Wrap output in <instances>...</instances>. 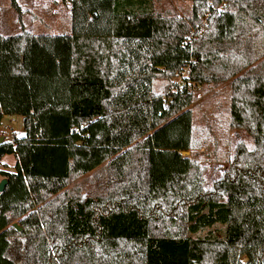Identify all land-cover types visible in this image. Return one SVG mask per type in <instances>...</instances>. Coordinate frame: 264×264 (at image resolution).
Returning a JSON list of instances; mask_svg holds the SVG:
<instances>
[{
    "label": "trees",
    "instance_id": "16d2710c",
    "mask_svg": "<svg viewBox=\"0 0 264 264\" xmlns=\"http://www.w3.org/2000/svg\"><path fill=\"white\" fill-rule=\"evenodd\" d=\"M60 1L68 34L0 40V123L25 131L0 142L16 159L0 264H264V0H190L184 18L165 0ZM227 81L229 127L253 147L205 188L188 86Z\"/></svg>",
    "mask_w": 264,
    "mask_h": 264
},
{
    "label": "rangeland",
    "instance_id": "374dc122",
    "mask_svg": "<svg viewBox=\"0 0 264 264\" xmlns=\"http://www.w3.org/2000/svg\"><path fill=\"white\" fill-rule=\"evenodd\" d=\"M17 1L23 10L22 23L17 22V12L10 6H6L9 0H0V34L18 33L22 27L35 34L55 32L68 34L70 32V10L60 0ZM191 5L190 0H165L155 2L154 8L161 12L170 11L176 17L184 18L189 13ZM204 24L205 21H202L199 25L201 30ZM13 28L17 30L13 31ZM198 28H192L189 34L193 31L196 33ZM199 35L197 34L196 38ZM172 83L180 84L177 74L172 79ZM164 84L161 80H154L152 90L161 93ZM192 91L194 99L190 108L193 112L195 139L199 143L195 158L198 160L199 166L204 169V186L210 188L213 181L227 169L235 144L242 142L248 149H251L253 141L244 130L229 127L228 81L218 85H196ZM24 133L22 116L5 115L1 120L0 138L2 141H11L13 137L24 136ZM182 155L188 156L190 153L182 152ZM15 163L14 155H4L0 160V170L13 172ZM86 176L79 178L78 181L86 183Z\"/></svg>",
    "mask_w": 264,
    "mask_h": 264
},
{
    "label": "built area",
    "instance_id": "2783aa9c",
    "mask_svg": "<svg viewBox=\"0 0 264 264\" xmlns=\"http://www.w3.org/2000/svg\"><path fill=\"white\" fill-rule=\"evenodd\" d=\"M200 30H201V26L198 28V31H200ZM186 38L188 41H191L194 38V31L191 34H189ZM187 69H188V66L183 67L182 70L177 74V77H178L179 83H180L179 85H182V78L186 76ZM195 86H196L195 83H190L188 86V90H192ZM81 128H82V126L75 127V128H73L72 132L77 133L80 131Z\"/></svg>",
    "mask_w": 264,
    "mask_h": 264
},
{
    "label": "crops",
    "instance_id": "0c3cea01",
    "mask_svg": "<svg viewBox=\"0 0 264 264\" xmlns=\"http://www.w3.org/2000/svg\"><path fill=\"white\" fill-rule=\"evenodd\" d=\"M6 6H9V3H7V5ZM5 7V6H4ZM25 29V28H24ZM14 30H17V29H15V28H13V31ZM25 31H28V30H26L25 29ZM10 32H12V31H10ZM28 32H30V31H28ZM53 32H55V31H53ZM18 33H20V32H18ZM18 33H13V34H18ZM52 34H57L56 32L55 33H52ZM8 35H12V34H7V33H5V34H0V40H1V38L2 37H5V36H8ZM5 51H6V45L3 43V42H1L0 41V69H1V67H2V65H3V62H4V53H5Z\"/></svg>",
    "mask_w": 264,
    "mask_h": 264
},
{
    "label": "water",
    "instance_id": "95a60500",
    "mask_svg": "<svg viewBox=\"0 0 264 264\" xmlns=\"http://www.w3.org/2000/svg\"><path fill=\"white\" fill-rule=\"evenodd\" d=\"M1 139H2V138H0V142H2ZM5 184H6V179H5V178H2V179L0 180V192L3 191ZM14 226L16 227L15 224H14ZM17 229L19 230V228H17Z\"/></svg>",
    "mask_w": 264,
    "mask_h": 264
}]
</instances>
